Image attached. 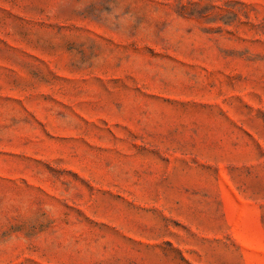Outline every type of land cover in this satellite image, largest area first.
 <instances>
[{
  "label": "rangeland",
  "instance_id": "1",
  "mask_svg": "<svg viewBox=\"0 0 264 264\" xmlns=\"http://www.w3.org/2000/svg\"><path fill=\"white\" fill-rule=\"evenodd\" d=\"M0 264H264V0H0Z\"/></svg>",
  "mask_w": 264,
  "mask_h": 264
}]
</instances>
